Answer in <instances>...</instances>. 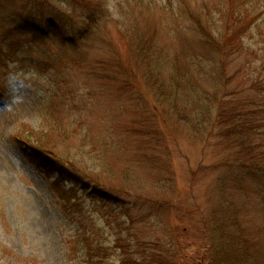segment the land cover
Wrapping results in <instances>:
<instances>
[{"label": "rangeland", "instance_id": "1", "mask_svg": "<svg viewBox=\"0 0 264 264\" xmlns=\"http://www.w3.org/2000/svg\"><path fill=\"white\" fill-rule=\"evenodd\" d=\"M185 1L198 12L202 0ZM166 4L0 0V264H136L153 245L166 244H173L176 264H197L210 244L205 226L213 211L237 219L264 251L257 183L225 187L230 207L216 189L233 153L220 143L191 140L174 118L144 109L142 99L153 100L145 88L132 95L122 77L111 79L119 62L143 85L123 30L137 23L145 32L160 30L159 42L166 41V27H173L162 11ZM85 17L99 19L101 27L82 45ZM22 129L47 130L55 151L82 173L79 183L59 179L54 169L48 179L29 165L14 142ZM126 175L129 184L122 182ZM91 188L100 190L91 195ZM82 236L97 257L91 263L81 257ZM76 238L81 252L68 256Z\"/></svg>", "mask_w": 264, "mask_h": 264}, {"label": "trees", "instance_id": "2", "mask_svg": "<svg viewBox=\"0 0 264 264\" xmlns=\"http://www.w3.org/2000/svg\"><path fill=\"white\" fill-rule=\"evenodd\" d=\"M199 4L194 12L185 0H167L162 11L173 27H166L163 42H159L160 30L145 32L137 23H130L123 36L143 69V85L137 87L131 72L122 70L119 62L113 63L111 79L122 77L124 88L132 95L145 88L153 100L148 103L143 98L144 109L149 105L153 114L174 118L187 129L191 140L220 143L232 152L225 163L229 173L218 178L216 189L230 207L225 187L242 190L246 180L256 182L264 221V0H202ZM90 19L85 17L78 37L82 45L101 27L99 19L93 23ZM146 115L149 125L151 119ZM43 131L46 134L37 135L22 129L16 134L14 142L20 154L48 179L54 169L59 179L79 183L82 173L67 165L71 162L55 151L51 146L54 139L49 141L48 131ZM142 155L145 158L147 153L143 150ZM152 171L155 177L158 169ZM68 172H73L74 178L67 177ZM160 176L153 179L155 185ZM226 180L235 181L227 184ZM122 182L129 184V176ZM91 189V195L100 190ZM211 217V224L205 226L210 244L197 264H264L261 242L248 239L237 219L219 218L214 211ZM78 239L85 248L81 257L87 263L96 260L85 237ZM78 239L68 244V256L81 252L77 251ZM153 246L154 251L143 262L134 263L176 264L173 244Z\"/></svg>", "mask_w": 264, "mask_h": 264}]
</instances>
